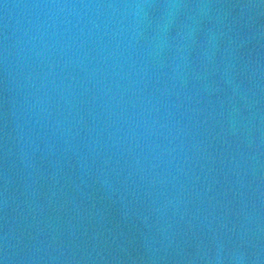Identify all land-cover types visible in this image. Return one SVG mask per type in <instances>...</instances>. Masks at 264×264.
<instances>
[{"label": "water", "instance_id": "95a60500", "mask_svg": "<svg viewBox=\"0 0 264 264\" xmlns=\"http://www.w3.org/2000/svg\"><path fill=\"white\" fill-rule=\"evenodd\" d=\"M0 264H264V1L89 149Z\"/></svg>", "mask_w": 264, "mask_h": 264}]
</instances>
